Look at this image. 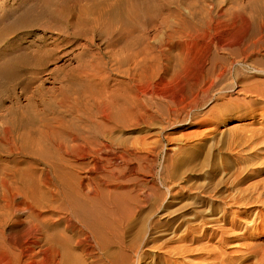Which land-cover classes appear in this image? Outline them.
Instances as JSON below:
<instances>
[{
    "label": "bare ground",
    "instance_id": "obj_1",
    "mask_svg": "<svg viewBox=\"0 0 264 264\" xmlns=\"http://www.w3.org/2000/svg\"><path fill=\"white\" fill-rule=\"evenodd\" d=\"M78 1L81 0L37 1L0 26V46L9 36L19 32L35 29L41 33L39 45H32L7 59L0 55V105L10 99L9 113L13 114L0 121V151L41 161L49 170L56 166L64 170L83 169L84 164L74 162L86 157L91 158L92 168L96 169V157L103 152L111 155L115 141L109 134L110 129L96 128V117L114 126L121 123V119L124 122L135 117L136 111L147 106V85L152 81L157 84L158 74L168 67L163 61L170 60V56L161 53L153 55L154 49L167 48L172 40L187 33L197 12L212 16L211 12L221 5L217 0H194V3L187 0H85L83 4ZM261 2H247L249 11L239 12L238 20L249 24L259 14L264 15L259 13ZM167 3L175 4L176 9L162 15ZM240 4L235 2V11ZM2 20L0 18V24ZM149 23H154L161 31L149 35L145 32ZM150 39L155 44H150ZM66 54L71 57L65 59L64 62H68L59 69L62 75L52 74L51 77L57 83V87H52L58 92L57 96L46 97L40 91L43 82L40 72ZM240 56L246 60L251 55ZM206 57L200 62V69ZM253 69L255 75L264 77V69L256 66ZM114 76L122 78L123 86H110ZM194 80L190 94L186 93L189 99L186 107L190 108H198L208 92V88H202L196 78ZM37 81L39 84L30 90ZM236 86L237 96L227 100L225 105L229 110L234 107V113L221 114L218 122L210 117L198 123L213 133L224 119L257 118L260 119L259 128L246 131L240 127L238 134L234 133L236 129L229 131L228 138L218 139L222 145L227 144L229 151L213 153L205 160L197 155L196 170L180 181H167V177L154 172V161H150L153 164H149L148 173L153 183L143 184V199L149 200L152 191L162 186L165 198L189 199L190 202L179 206L170 219L149 221V234L168 230L180 231V234L173 240L174 246H168V241L155 246L165 249L163 256L155 257L153 263L142 257L141 264H264L261 243L264 239V176L261 173L264 170L255 166L263 159L260 155L264 151V80L238 81ZM27 91H31V96L20 105L19 95ZM206 131L199 136L202 138ZM121 151L120 161L130 165L132 152L128 145L123 144ZM101 159L112 165L116 158ZM110 174L114 175V169ZM22 175L21 170H15L9 178L13 181L0 179L3 194L8 186L14 188L13 183L19 182L22 186L14 189L9 197L0 198V252L8 257L5 264H35L33 254L27 252L41 239L52 253L47 264H85L70 252L66 236L59 231L47 233L46 228L58 225L60 220L50 222L46 216L35 220L31 214L19 219L25 211L45 205L47 199L31 185L29 177ZM49 180L46 177L44 185H49ZM61 184L63 187L58 194L68 214L64 229H74L75 221L93 240L96 241L97 235L98 241L106 243L104 225L98 224L102 227L98 232L96 223L94 206L99 196L96 183L87 186H82L81 182L74 186ZM15 196L22 199L23 207L14 200ZM85 203H89L91 210L83 209ZM170 204L171 201L163 203L164 206ZM9 223L23 227L14 230L12 226L4 235L2 232ZM38 235L41 237H36ZM89 236H78L76 243L82 244ZM12 249L18 252L12 253ZM134 249L132 246L131 251ZM23 255L28 257L27 261H21Z\"/></svg>",
    "mask_w": 264,
    "mask_h": 264
},
{
    "label": "rangeland",
    "instance_id": "obj_2",
    "mask_svg": "<svg viewBox=\"0 0 264 264\" xmlns=\"http://www.w3.org/2000/svg\"><path fill=\"white\" fill-rule=\"evenodd\" d=\"M37 1L42 0H0V18H3L0 26L6 25L14 15ZM236 1L241 3L238 11L234 10ZM250 1L217 0L221 5L211 12L212 16L197 12L198 16L195 17L187 33L172 40L167 48L154 49L153 55L161 53L170 56V60L163 61L168 67L162 68L158 74L157 84L152 81L147 85V106L136 111L135 117L124 122L121 119V123L116 126L96 117V128L99 126L102 129H110L109 134L115 141L111 155H106L103 152L99 157H96L98 166L96 169L92 168L93 162L90 157L74 162L75 164H84L83 169L67 168L64 170L56 166L49 170L41 161L34 162L18 153L0 151V179L11 181L12 179H9L11 173L21 170L22 176L29 177L31 185H35L36 187H33L39 189L41 195L47 198L44 201L45 205L33 208L28 212L25 211L19 216V219H24L31 214L35 220H40L43 216L48 217L50 222L60 220L58 225L46 228L47 233L59 231L66 236L69 239L70 252L77 255L85 264H117L121 262L123 264H141L142 257L153 263L156 260L155 257L163 256L165 250L155 248V246L164 241H168V246H174L173 240L180 234V231L171 232L168 230L163 233L156 231L149 234L148 227L151 225L149 221H164L172 218L175 210L179 206L188 204L190 200L165 198V187L162 186L156 187L158 191H152L150 199L145 200L141 188L143 184L153 183V178L148 173L149 164H153L150 163L151 160L154 161L153 170L155 173L167 177V181H180L196 170L199 165L198 161H194L197 155L201 160H205L213 153L225 152L228 149L227 144L222 145L223 142L219 143L218 139L228 138L229 131L236 129L234 133L238 134L240 127L246 131L260 127V119L257 118L255 120L227 118L223 123L218 124L216 131L212 133L206 131V126H201L198 123L200 119L210 117L214 121H220L221 114L225 116L229 112H235L234 107L229 110L225 105L227 100H232L237 96L235 91L238 89L236 86L238 81L264 80V77L255 75L253 69V66L264 69V56H262L264 55V15L259 14V17H255L249 24L237 18L239 12L247 13L249 11L246 3ZM78 2L83 4L86 1ZM187 2L194 3L195 1L187 0ZM174 6L175 4L167 3L163 7L162 15L166 14L167 10H175ZM182 8L184 9V5ZM260 9L259 13H264V0L260 3ZM233 12L235 15L232 14ZM217 17L221 19L217 21ZM229 17L232 18L229 19ZM155 31L159 32L161 29L155 27L154 23L147 24L146 33L152 35ZM40 35L41 33L34 29L9 36L0 46V55H3V59H7L22 51L25 52L26 48L41 43ZM149 43L153 45L155 41L150 39ZM240 55L251 56L245 60ZM70 57L69 54H66L62 57L63 59L40 72L43 80L40 91L44 96H57L58 92L52 89V87H57V83L51 77L52 74L62 75V71L59 69L68 62H64V60ZM205 57L207 60L200 69V62ZM73 65L75 64L72 63ZM113 78L115 80L110 81L112 88L123 86L120 83L121 77L114 76ZM194 78L202 88H208V92L204 95L198 108L186 107L189 100L186 93L190 94ZM39 82L33 83L30 90H33ZM153 90H155L154 94L151 95ZM223 95L225 97H222ZM27 96H31V91L19 95L20 105L26 103ZM10 107V99L2 101L0 121L5 117L13 116L9 113ZM217 108L221 110L216 111ZM203 130L206 132L202 138H207V140L199 136ZM123 144L128 145L130 153H133L130 156V165L120 161ZM261 152L263 153L260 156L263 159L258 161L259 165L255 163V166H258L257 169L264 170V163H262L264 151ZM103 157L116 159H113V163L110 165L107 160L101 159ZM111 169H114V175L110 174ZM261 175L264 176V172ZM46 177L50 178L49 185L43 183ZM109 180L112 181L108 182ZM79 182L82 186L96 183V191L99 196L96 198L94 210H96L98 232L102 229L98 224L103 223L104 225L103 235L106 238L104 244L98 241L97 235L96 241L93 240L89 236L90 234L75 221H73L74 229H64L68 219L65 216L68 217V214L63 209V198L58 192L62 190L61 183L74 186ZM13 187L11 189L8 186L3 194L0 183V198L9 197L14 189L19 190L22 186L18 182L13 183ZM106 189L112 190V192L107 193ZM14 200L22 206L20 197L15 196ZM166 201H171V204L164 206L163 203ZM83 209L91 210V206L89 203H85ZM46 210L47 212H45ZM64 217L65 219H63ZM8 226L10 227L7 228ZM8 226L2 232L4 235L9 233L12 226H14L12 227L14 230L23 227V225L13 223H9ZM85 234H88L89 237L82 244H77L78 236L82 237ZM42 241L41 239L36 245L30 247V251L27 252L33 254L35 264H47V259L49 260L52 254L48 245ZM261 243L264 250V239L261 240ZM132 246L135 249L131 251ZM11 252L17 253L18 250L12 249ZM27 259L26 255L21 256L22 262ZM56 259H58L57 256ZM251 260L255 261L254 258ZM7 261V255L0 252V264H5Z\"/></svg>",
    "mask_w": 264,
    "mask_h": 264
}]
</instances>
